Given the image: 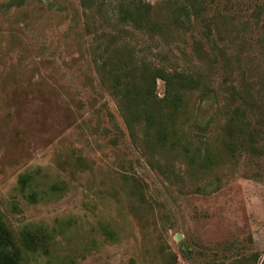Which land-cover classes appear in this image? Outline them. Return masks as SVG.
Here are the masks:
<instances>
[{"label": "rangeland", "instance_id": "rangeland-1", "mask_svg": "<svg viewBox=\"0 0 264 264\" xmlns=\"http://www.w3.org/2000/svg\"><path fill=\"white\" fill-rule=\"evenodd\" d=\"M145 1L163 31L130 0H0V213L49 236L21 264H264V0ZM118 57L199 79L178 145L125 122Z\"/></svg>", "mask_w": 264, "mask_h": 264}, {"label": "trees", "instance_id": "trees-1", "mask_svg": "<svg viewBox=\"0 0 264 264\" xmlns=\"http://www.w3.org/2000/svg\"><path fill=\"white\" fill-rule=\"evenodd\" d=\"M23 0H16L20 4ZM123 9V18L134 21L140 28L151 32L163 31L164 23L154 12V5L145 0H130ZM119 58V59H118ZM112 68L111 86L119 98V106L125 122L132 129L134 122H142L146 131H155L160 144L178 145L172 138L175 133L170 124L175 123L185 103V94L199 88V79L190 73L170 70L163 66L127 68L129 59L118 57ZM126 68V69H125ZM166 85L163 97L157 94V80ZM26 180H24V185ZM48 234L40 227H26L20 237H16L0 213V264H21L25 252L37 251L48 243Z\"/></svg>", "mask_w": 264, "mask_h": 264}, {"label": "water", "instance_id": "water-1", "mask_svg": "<svg viewBox=\"0 0 264 264\" xmlns=\"http://www.w3.org/2000/svg\"><path fill=\"white\" fill-rule=\"evenodd\" d=\"M180 237H182L181 234H180Z\"/></svg>", "mask_w": 264, "mask_h": 264}]
</instances>
